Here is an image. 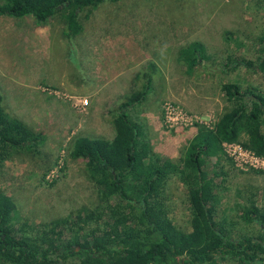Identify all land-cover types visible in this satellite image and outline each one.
<instances>
[{"label":"rangeland","instance_id":"374dc122","mask_svg":"<svg viewBox=\"0 0 264 264\" xmlns=\"http://www.w3.org/2000/svg\"><path fill=\"white\" fill-rule=\"evenodd\" d=\"M80 22L82 33L67 39L58 18L37 24L31 16H0V105L45 136L37 151L12 156L0 171V188L29 230L97 205V186L85 160L71 156L72 143L111 140L114 111L142 88L144 75L151 77L149 91L130 115L163 164H180L197 126L212 128L229 111L223 84L264 96V72L256 67L264 0H117L87 10ZM192 42L203 45L204 56L189 69L180 52ZM229 56L239 65L226 67ZM243 142L223 144L220 160L205 157L204 178L212 181L217 222L236 221L256 236L259 225L240 204L253 197L264 206V156ZM252 156L258 164L249 163ZM165 192L168 217L189 231L185 186L172 175Z\"/></svg>","mask_w":264,"mask_h":264},{"label":"trees","instance_id":"16d2710c","mask_svg":"<svg viewBox=\"0 0 264 264\" xmlns=\"http://www.w3.org/2000/svg\"><path fill=\"white\" fill-rule=\"evenodd\" d=\"M115 1L0 0V16H31L37 24L58 18L71 39L83 31L82 14ZM258 41L256 67L264 72V35ZM203 53V45L192 42L180 56L191 69ZM239 63L229 56L225 66ZM144 79L142 88L114 111L111 140L77 137L72 143L71 156L85 160L89 180L98 189L93 209L81 208L53 227L41 224L29 230L26 223L19 224L13 200L0 188V264H264V206L240 196L244 217L259 225L256 236L240 231L236 221L217 222L212 181L205 182L203 170L205 157L220 160L223 144L241 138L243 147L264 156V96L236 83L223 84L229 111L212 128L198 125L181 163L170 165L162 163L130 115L149 91L151 77ZM44 140L0 105V171L9 158L37 151ZM172 175L187 191L189 231L179 230L168 217L165 186Z\"/></svg>","mask_w":264,"mask_h":264},{"label":"built area","instance_id":"2783aa9c","mask_svg":"<svg viewBox=\"0 0 264 264\" xmlns=\"http://www.w3.org/2000/svg\"><path fill=\"white\" fill-rule=\"evenodd\" d=\"M169 114H171V113H169ZM171 115H172V114H171ZM224 144H227V143H224ZM229 146H232V145L230 144ZM235 149H236V153H238L239 156H241V157L244 156V155H243V152H242V149H241L240 147H237V148H235ZM251 159H254V160H250V161H249L250 164L254 165L253 163H255V164H258V163H259V162H258L259 159H258L257 157H253V156H252ZM262 165H263V164H262ZM255 166H256V165H255Z\"/></svg>","mask_w":264,"mask_h":264}]
</instances>
